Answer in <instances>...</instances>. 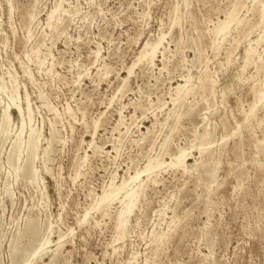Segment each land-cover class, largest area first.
<instances>
[{
  "label": "rangeland",
  "instance_id": "obj_1",
  "mask_svg": "<svg viewBox=\"0 0 264 264\" xmlns=\"http://www.w3.org/2000/svg\"><path fill=\"white\" fill-rule=\"evenodd\" d=\"M261 5L0 0V264H264ZM57 6L69 11L49 27ZM234 8L242 23L217 35ZM261 36L246 64L249 41ZM162 37L154 66L143 61L129 74L144 44ZM188 78L194 91L173 103ZM15 99L23 147L30 128L40 133L33 182L21 173L24 148L14 158L22 117L12 110L11 128L1 126ZM179 149L188 150V171L166 164L151 176L157 183L142 176L143 196L120 236L123 203L96 210L98 197ZM28 226L38 235L30 247L22 237L28 251L16 255Z\"/></svg>",
  "mask_w": 264,
  "mask_h": 264
},
{
  "label": "bare ground",
  "instance_id": "obj_2",
  "mask_svg": "<svg viewBox=\"0 0 264 264\" xmlns=\"http://www.w3.org/2000/svg\"><path fill=\"white\" fill-rule=\"evenodd\" d=\"M259 1L262 7V10L260 11V23L259 25L261 26L263 23H264V4H263V1L260 2V0H257ZM92 2V1H91ZM254 5V4H253ZM257 5V4H256ZM64 9V8H63ZM61 9V6H57L49 15H48V26L51 27L52 26V22L55 18V14L57 13H68V11L66 10H63ZM72 12V11H71ZM70 14V13H69ZM259 15V14H258ZM63 16V14H62ZM238 10L236 8H234L226 17L225 20H222L218 23L219 27H217V35H222L223 33H225L229 26H231V24L235 23L237 26L239 24L242 23V21L240 20V18L238 19ZM61 19L58 18V21H60ZM57 21V20H56ZM57 21V22H58ZM55 23V22H54ZM58 24V23H56ZM61 24V22H60ZM258 25V26H259ZM56 26V25H55ZM58 26V25H57ZM56 28V27H54ZM189 32V31H188ZM216 35V34H215ZM227 35V33H226ZM163 36V35H162ZM264 36V35H263ZM223 37V36H222ZM226 37V36H225ZM263 40V37H258V39H255L254 41H249V47L245 50V56H246V64H248L252 58H253V55L255 54V48L254 46H258L260 45V43L262 42ZM163 41V37L160 38L157 42L155 43H150V42H147L144 44V46L142 47V49L140 50V53L136 59V61H134V63L128 68V73L129 74H132L134 68L142 63L143 61H146L148 64H151L154 66V60L156 58V55H157V52H158V48L159 46L161 45ZM46 58V57H45ZM168 63V62H167ZM257 63V62H256ZM43 65V63H41ZM258 64V63H257ZM40 65V64H39ZM185 65V64H184ZM259 66V65H258ZM257 66V67H258ZM42 67V66H41ZM246 67V66H245ZM42 69V68H41ZM51 70V69H50ZM52 71V70H51ZM50 72V71H49ZM207 72V71H206ZM189 73V72H188ZM204 74V79L206 80V78L208 79V77L206 76V73L202 72ZM201 73V74H202ZM50 74V73H49ZM202 74V75H203ZM200 75V76H202ZM211 77V76H210ZM203 78V77H202ZM97 79V78H96ZM210 79V78H209ZM207 81V80H206ZM210 81V80H209ZM208 81V83H209ZM200 82H202V80L200 79ZM189 83H190V80L189 78L188 79H185V84H180L178 85V87L175 89V93H176V98L173 99V103H180L182 102L183 100H185L190 94H192V92L194 91L193 90V86L192 87H189ZM204 82H202L203 84ZM211 83V82H210ZM209 83V85H210ZM213 83V82H212ZM205 84V83H204ZM203 86V85H202ZM212 89V88H211ZM207 90V89H206ZM174 98V97H173ZM3 100V99H2ZM257 102H261V101H264V93L261 94V96L258 97V99H256ZM18 100L15 99L12 101V105H13V109H11V111H9V107L7 109L4 110V114H3V117H2V124L1 126L3 127V132L4 133H7L8 130H9V127H10V124H11V115H12V110H15L18 114V116L22 117V128L20 129V134L18 135L17 137V140H16V148H15V156L14 158L17 159V161L21 162V155H22V150H23V140H22V135L25 131V122H24V119H23V111L21 109V107L18 106ZM181 104V103H180ZM176 105V104H175ZM178 105V104H177ZM189 105V104H188ZM121 109V108H120ZM253 112H255V106L249 111V114H253ZM119 113H121L119 111ZM69 114V113H68ZM247 115V114H246ZM254 115V114H253ZM122 116V114H121ZM120 116V117H121ZM252 117V115H250ZM29 117V120H31V116L30 114L28 115ZM249 117V115H248ZM248 119V118H247ZM184 120V119H183ZM123 122V121H122ZM167 123V122H166ZM121 124V123H120ZM162 125V124H161ZM97 126V125H96ZM125 126V125H124ZM129 126V125H128ZM1 127V128H2ZM55 127V125H54ZM11 128V127H10ZM95 128V127H94ZM52 129V128H51ZM97 129V128H96ZM126 129V132H124L125 134H128L129 132V127H125ZM174 129V128H172ZM53 130V129H52ZM171 130V129H170ZM148 131V134L151 132L150 129L147 130ZM124 134V135H125ZM7 136V135H6ZM120 136H123V135H120ZM206 137L207 134H203L201 136V140H203L202 138H204L206 140ZM199 138V137H198ZM167 140V139H166ZM204 141V140H203ZM39 142H40V133L33 129V128H30L29 130V133H28V137H27V141H26V146L24 148V151L27 153L26 154V165L25 167L23 168V170L21 171L22 175L25 176V177H28L32 182L33 181H36L37 180V170L34 168L33 166V162H34V159L37 157V153H38V149H39ZM166 143V142H165ZM164 143V144H165ZM41 145V143H40ZM204 144H199V147H198V150H199V153H201L200 155H202V153H204L205 151V148L203 147ZM212 145V144H211ZM15 146V145H14ZM41 147V146H40ZM167 147V145H166ZM193 147V146H192ZM191 147V148H192ZM195 147V146H194ZM193 147V148H194ZM190 148V149H191ZM196 148V147H195ZM50 150V149H48ZM46 150V151H48ZM193 151V150H192ZM46 153V152H45ZM191 154V153H190ZM45 155V154H44ZM192 155V154H191ZM206 155V154H205ZM204 155V157H205ZM47 156V155H46ZM189 156V153H188V150L187 149H179L175 154H170L169 157H170V162L167 163L166 161H164L163 159H155V160H149V162L147 163V165L141 169V170H137L134 175H131L129 177V180L128 181H124L121 185H115V184H112L111 185V188L109 190H107L106 192L103 193V195L99 196L98 197V202H97V207H96V210H101V209H104L105 205L106 204H109V203H114V201H119L123 203V207L121 209V211L118 213L117 215V226H118V229H119V235L120 236H123L127 230V224L129 222V216L132 214L134 208L136 207V204L139 200V197L141 198L143 195H139L140 194V190H143V189H140L142 187V183L143 181L141 180V182L139 183L141 177L145 176L148 181L152 182V183H157V179L155 177H151L154 172H157V169H163L162 167L164 165H169V167H173V168H176L177 170L178 169H183L184 172H187L188 171V168L186 166V160ZM39 157V156H38ZM203 157V156H202ZM203 157V158H204ZM156 158V157H155ZM154 159V158H153ZM202 159V158H201ZM9 160V159H8ZM12 160V159H11ZM23 160V159H22ZM201 162L203 160H200ZM206 162V160H204ZM10 162V161H9ZM18 162V163H19ZM25 162V161H24ZM199 164V163H197ZM203 164V162H202ZM216 164H219V163H216ZM14 165V164H12ZM24 165V164H23ZM214 165V164H213ZM18 166V165H17ZM194 166V165H193ZM23 167V166H22ZM21 167V168H22ZM200 167V166H198ZM197 167V168H198ZM15 168V167H13ZM191 168V167H190ZM15 170V169H14ZM156 170V171H155ZM20 171V170H19ZM160 171V170H159ZM179 171V170H178ZM211 172V171H210ZM158 173V172H157ZM213 173V171H212ZM156 174V173H155ZM155 174L153 176H155ZM211 174V173H210ZM209 174V175H210ZM212 175V174H211ZM215 175V174H213ZM212 175V176H213ZM160 178V177H159ZM213 178V177H212ZM149 182V183H150ZM144 186V185H143ZM153 186V185H152ZM143 194V193H142ZM139 199V200H138ZM111 205V204H109ZM109 208V207H108ZM107 212V210H106ZM135 214V213H134ZM165 214V213H164ZM165 216V215H164ZM162 216V217H164ZM86 217H88V214L86 215ZM85 219V218H84ZM174 223V222H173ZM172 223V224H173ZM176 226V225H175ZM26 232H24V234L22 233L19 238L17 237L18 241L15 243V245L13 246V251L14 253L17 255L19 254L20 256H23L25 255V253H27L28 251V248H23L21 247V242L22 241L21 239H24L22 237H24L25 235L28 237L29 239V247L31 246V242L37 237L38 235V232H37V228L35 227H32V226H28V228H26ZM20 232V231H19ZM174 233V232H173ZM18 235V234H17ZM49 235V234H47ZM118 235V236H119ZM48 237V236H47ZM47 237L45 239H47ZM155 237V235H154ZM59 240L58 241H61L62 239V236L58 237ZM63 241V240H62ZM61 241V242H62ZM53 241L51 239H48L47 241L45 240V243L40 247V251H43L44 247L45 246H48L49 244H51ZM57 242V241H56ZM55 243V242H54ZM53 245V244H51ZM12 246V245H11ZM24 246V245H23ZM62 246V245H60ZM33 247V246H32ZM55 247V246H54ZM49 248H50V245H49ZM46 249V248H45ZM59 248H57L58 250ZM46 251V250H44ZM38 254V253H37ZM46 254V252L44 253ZM40 255V254H39ZM55 256V255H54ZM39 257V256H38ZM30 264V263H29Z\"/></svg>",
  "mask_w": 264,
  "mask_h": 264
}]
</instances>
